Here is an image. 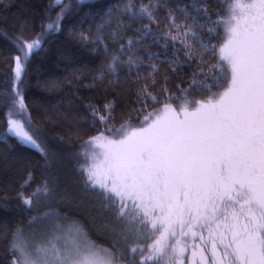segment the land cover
<instances>
[{
  "label": "snow or ice",
  "instance_id": "1",
  "mask_svg": "<svg viewBox=\"0 0 264 264\" xmlns=\"http://www.w3.org/2000/svg\"><path fill=\"white\" fill-rule=\"evenodd\" d=\"M39 7L0 0V264H264V0ZM59 36L93 60L30 102Z\"/></svg>",
  "mask_w": 264,
  "mask_h": 264
},
{
  "label": "trees",
  "instance_id": "2",
  "mask_svg": "<svg viewBox=\"0 0 264 264\" xmlns=\"http://www.w3.org/2000/svg\"><path fill=\"white\" fill-rule=\"evenodd\" d=\"M14 4H21L23 0H12ZM49 0H31L33 5L40 6L37 11H42L44 5ZM116 0H84L85 5L89 4H110L115 3ZM12 12L17 11L16 7L11 9ZM88 7H84L83 11L79 16L75 17L71 22L76 23L81 19H85L84 13L88 12ZM40 20L35 21V29L39 31ZM84 29H87L88 23L85 22L79 25ZM6 41L0 36V58L5 54ZM66 57H70L67 59ZM93 57L89 55L84 49L78 48L71 43H66L63 36H59L55 41L45 45V49L39 50L33 57L29 68V82L30 87L28 88V96L30 102H38L49 106H55L61 99L62 94L56 91H46L42 85L45 80L56 78L59 80H65L70 78L72 70L77 67H82L85 64H90ZM4 76V65L0 63V81L3 80ZM39 82V84H38ZM67 92V89H65ZM35 115V112H34ZM4 114L0 111V135L4 132L3 127ZM9 143L12 145L9 148L8 145L0 140V172H2L5 165V161L11 163L14 159H18L20 156H29L31 153L28 152L23 146L19 145L15 139H11ZM15 203V201H11ZM3 210H0V218L4 217ZM15 216V213L11 214ZM3 252V247L0 246V253Z\"/></svg>",
  "mask_w": 264,
  "mask_h": 264
}]
</instances>
